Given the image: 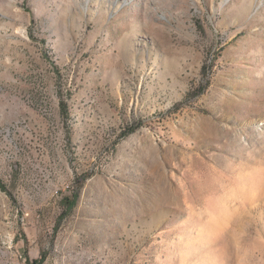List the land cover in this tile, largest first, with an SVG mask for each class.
<instances>
[{
    "label": "rangeland",
    "instance_id": "374dc122",
    "mask_svg": "<svg viewBox=\"0 0 264 264\" xmlns=\"http://www.w3.org/2000/svg\"><path fill=\"white\" fill-rule=\"evenodd\" d=\"M0 184V264H264V0H0Z\"/></svg>",
    "mask_w": 264,
    "mask_h": 264
},
{
    "label": "trees",
    "instance_id": "16d2710c",
    "mask_svg": "<svg viewBox=\"0 0 264 264\" xmlns=\"http://www.w3.org/2000/svg\"><path fill=\"white\" fill-rule=\"evenodd\" d=\"M0 189H3V186L0 184ZM74 200L75 198L73 197L72 200L70 202L67 203V208L66 209H70L71 207H73L74 205ZM43 263V259H37V260H26V264H42Z\"/></svg>",
    "mask_w": 264,
    "mask_h": 264
}]
</instances>
